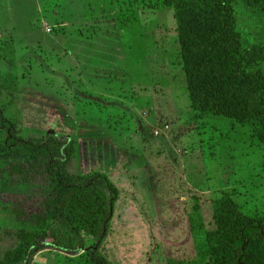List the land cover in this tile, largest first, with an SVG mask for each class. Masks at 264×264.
Returning a JSON list of instances; mask_svg holds the SVG:
<instances>
[{
  "label": "rangeland",
  "instance_id": "obj_1",
  "mask_svg": "<svg viewBox=\"0 0 264 264\" xmlns=\"http://www.w3.org/2000/svg\"><path fill=\"white\" fill-rule=\"evenodd\" d=\"M173 13L164 0H0L1 115L21 140L57 139L65 182L105 173L116 185L97 247L110 264H189L237 222L264 227V140L194 110ZM6 137L0 129V264L23 231L37 237L46 206L51 222L56 201L45 153L6 148ZM94 245L30 264H94Z\"/></svg>",
  "mask_w": 264,
  "mask_h": 264
},
{
  "label": "trees",
  "instance_id": "obj_2",
  "mask_svg": "<svg viewBox=\"0 0 264 264\" xmlns=\"http://www.w3.org/2000/svg\"><path fill=\"white\" fill-rule=\"evenodd\" d=\"M164 3L173 8L181 62L194 110L201 115H221L237 121L264 140V0ZM95 79L87 81L101 85V80ZM0 129L7 134L6 148L24 145L45 153L46 168L52 175L51 194L56 200L52 203L55 210L50 223L46 222L47 206L45 214L38 217L41 228L35 239H29L23 231L26 239L22 249L10 250L14 256L11 264H30L35 255L48 251L56 252L67 262L68 257L83 250L86 237L95 241L91 262L110 264L100 256L97 247L107 236L113 217L119 195L116 185L105 173L65 182L54 155L59 145L55 137L43 142L21 140L1 112ZM66 146L68 154L74 156V139ZM202 249L189 264H264V227L258 219L237 222L225 233L216 234L209 253Z\"/></svg>",
  "mask_w": 264,
  "mask_h": 264
}]
</instances>
